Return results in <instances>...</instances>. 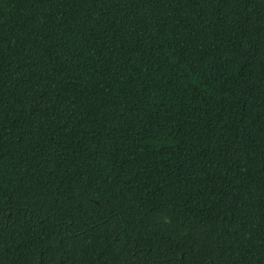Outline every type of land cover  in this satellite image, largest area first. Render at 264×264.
<instances>
[{
	"label": "trees",
	"instance_id": "obj_1",
	"mask_svg": "<svg viewBox=\"0 0 264 264\" xmlns=\"http://www.w3.org/2000/svg\"><path fill=\"white\" fill-rule=\"evenodd\" d=\"M0 264H264V0H0Z\"/></svg>",
	"mask_w": 264,
	"mask_h": 264
}]
</instances>
